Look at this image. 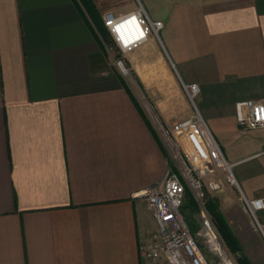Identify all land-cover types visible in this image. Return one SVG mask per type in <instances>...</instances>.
Returning a JSON list of instances; mask_svg holds the SVG:
<instances>
[{"label":"crops","instance_id":"crops-1","mask_svg":"<svg viewBox=\"0 0 264 264\" xmlns=\"http://www.w3.org/2000/svg\"><path fill=\"white\" fill-rule=\"evenodd\" d=\"M91 1L100 18L140 2L162 22L123 57L127 78L78 0H0V264H139L134 194L164 175L155 120L191 115L186 85L237 192L264 195V128L235 117L264 99V0ZM235 235L245 264H264L262 236Z\"/></svg>","mask_w":264,"mask_h":264},{"label":"built area","instance_id":"built-area-1","mask_svg":"<svg viewBox=\"0 0 264 264\" xmlns=\"http://www.w3.org/2000/svg\"><path fill=\"white\" fill-rule=\"evenodd\" d=\"M101 21L108 36V43L103 42L106 52L112 58L119 55L114 58V64L122 75L127 76L125 54L138 48L150 36L158 37L162 28V22L151 20L140 2L135 10L126 14L105 11ZM184 89L192 104L191 115L170 126L155 120L168 153L164 175L154 186L134 194L144 202L156 226L147 239L139 243V264H239L241 254L231 251L224 243L205 209L207 192L220 190L219 181L213 178L216 171L223 173L229 185L239 187L233 175L234 163L226 160L195 105L198 86L190 84ZM235 117L241 128H264V99L237 102ZM187 193L197 204L199 227L195 235L182 212ZM240 200L252 229L264 240V223L257 217V212L264 209V195L249 198L240 192Z\"/></svg>","mask_w":264,"mask_h":264},{"label":"rangeland","instance_id":"rangeland-1","mask_svg":"<svg viewBox=\"0 0 264 264\" xmlns=\"http://www.w3.org/2000/svg\"><path fill=\"white\" fill-rule=\"evenodd\" d=\"M81 7L84 10L83 6H81ZM84 12H85L84 14H87L85 10H84ZM93 29H95V27ZM95 32L101 38L102 42L108 43V36L98 33L97 30ZM124 78H127V75H124ZM194 102L196 103L195 97H194ZM166 152H167V150H166ZM167 155H168V153H167ZM166 158H167V156H166ZM166 158H165V160H166ZM213 178L219 181L220 190L207 192V199L205 202V209L207 210V212L211 216L213 222H214V219H213L212 213L207 208V203H208L209 199H212L213 201H215L218 209L222 213V216H223L225 223L227 224V226L229 227V229L231 230V232L233 233V235L236 239H237V237L235 234L240 233L242 231V229L249 231L250 233H253L254 230L252 229V227L250 225V219H249L248 215L243 211L242 203L240 200V193L237 192L236 187L231 186L226 182L222 172L216 171L215 177H213ZM231 189H233V191H231ZM190 199H191V194L187 193L186 198H185L186 202L187 203L190 202ZM191 207L190 208L193 212L192 214H190V210H188L184 207L182 209V212H183L185 218L188 217V218H186V221H187V223H189L191 232L195 235L196 231L199 227L198 223H197V217H196V215H197V204L195 203V207L193 205H191ZM230 211H236L237 212V216L239 217L241 224H239L238 221L229 214ZM141 215H142L144 222L146 223L148 229L150 231L155 230L156 226H155V222H154L153 218L151 217V214L148 211H144V212H142ZM257 217L262 223H264V209L257 212ZM214 224H215V222H214ZM215 226H216V224H215ZM150 231H148L146 233V236H144L145 237L144 240L147 239V237L150 234ZM222 239H223V237H222ZM223 241H224V239H223ZM237 241H238V239H237ZM224 243L226 244L225 241H224ZM236 252H239L241 254L240 250L236 251ZM241 256H242V254H241Z\"/></svg>","mask_w":264,"mask_h":264},{"label":"trees","instance_id":"trees-1","mask_svg":"<svg viewBox=\"0 0 264 264\" xmlns=\"http://www.w3.org/2000/svg\"><path fill=\"white\" fill-rule=\"evenodd\" d=\"M78 1L81 4V6H83L84 10L86 11L88 16L90 17V19H91V21L95 27L94 31L97 30L98 33L107 36V31L103 27L101 18L98 15L97 10L94 8L92 1L91 0H78ZM191 205H193L195 207V203L192 199H190V202H188V203L186 202L184 205V208L190 210V214L193 213L191 210V208H192ZM207 208L212 213V216H213L214 222L216 224V227L218 229V232L223 237V239L226 242V244L228 245L229 249L233 252L239 251L240 248L238 245V241L234 237L233 233L231 232V230L229 229L227 224L225 223L223 216H222V213L218 209L215 201H213L212 199H209L208 203H207ZM186 218H188V217H186ZM188 225H189V223H188ZM239 264H245L244 260L242 259V256L239 258Z\"/></svg>","mask_w":264,"mask_h":264},{"label":"snow or ice","instance_id":"snow-or-ice-1","mask_svg":"<svg viewBox=\"0 0 264 264\" xmlns=\"http://www.w3.org/2000/svg\"><path fill=\"white\" fill-rule=\"evenodd\" d=\"M119 29V26L117 27V30Z\"/></svg>","mask_w":264,"mask_h":264}]
</instances>
